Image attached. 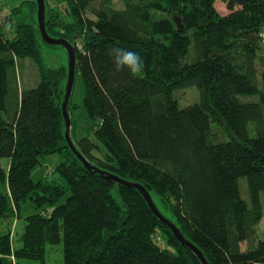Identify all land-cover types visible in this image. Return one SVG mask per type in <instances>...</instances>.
Wrapping results in <instances>:
<instances>
[{
    "label": "trees",
    "instance_id": "1",
    "mask_svg": "<svg viewBox=\"0 0 264 264\" xmlns=\"http://www.w3.org/2000/svg\"><path fill=\"white\" fill-rule=\"evenodd\" d=\"M62 1L92 126L93 139H79L78 152L142 185L208 264H264L254 228L264 209V0H220L226 15L217 0H124L123 10L94 7L103 0ZM20 9L0 13V159L9 161L0 167V264L12 257L46 264V247L60 244L62 264H201L135 189L85 169L71 152L61 112L66 71L43 66L37 25L16 21L7 38L5 25ZM45 26L50 35L46 18ZM114 48L137 52L143 72L116 71ZM26 58L41 80L18 92L6 63ZM190 87L199 99L180 107L174 95ZM52 155L63 159L52 171L57 180L34 182L32 170ZM26 203L38 213L22 219L13 249L9 226Z\"/></svg>",
    "mask_w": 264,
    "mask_h": 264
},
{
    "label": "rangeland",
    "instance_id": "2",
    "mask_svg": "<svg viewBox=\"0 0 264 264\" xmlns=\"http://www.w3.org/2000/svg\"><path fill=\"white\" fill-rule=\"evenodd\" d=\"M35 0H0V12H3L7 16L10 10L14 7H21L18 14L12 15L11 23H6L5 30L7 38L11 39L14 36L13 24L16 21H21L23 23H29L37 25V9L33 7V12L30 11V8L23 5L26 3H33ZM23 3V4H22ZM103 7H111L115 10H123L125 8L124 0H103L100 3L93 4L94 7L97 5ZM215 9L220 15H226L228 13L225 4L220 0H217L215 3ZM63 1L62 0H45V18L48 22L50 35L53 37H63L66 40H71V34L69 35L67 27L71 22V18L67 17L63 12ZM87 17L93 19V15L90 11L86 13ZM162 15H158L160 18ZM5 22L7 19L3 18ZM264 34V26L261 31ZM264 38V37H263ZM264 40V39H263ZM77 45H80L76 41ZM41 59L43 61V66L47 69H58L63 68L67 74V52L66 50L59 45L56 46H47L39 41L38 46ZM259 70L264 68V53L259 57ZM6 69L9 73L10 80H15V83H12V88H17V91L24 90L26 88L33 87L38 84L41 80V70L40 67L31 59L26 58L24 60L15 59L13 63H6ZM175 98L179 102L180 107H186L192 103H195L199 99L198 91L194 87H190L184 90H180L175 93ZM69 105L70 109V131L69 136L72 143L75 145L76 142L84 137H92V126L89 119L86 116L85 110L83 108V85L81 81V76L79 74L75 75L72 92L70 96ZM253 128V125H250V129ZM214 133L217 135L218 139H224V135L221 131L214 127ZM103 150L99 149L94 152L96 156L102 157ZM63 161V159L58 155L48 156L45 159L41 160V164L36 166L31 172V179L36 182L41 178L46 179H56L57 176L52 174L53 169ZM8 159H0V167L4 170L8 167ZM240 194L244 200L247 198V183L245 179L239 180ZM156 201L159 205H163L161 198H157ZM165 208V206H164ZM168 213V207L166 208ZM38 213L31 203L22 204L20 207V219L19 224L14 221L11 224V239L15 241V235H21L22 232V219ZM8 227V226H7ZM10 228V226H9ZM255 231L257 233V239L264 240V209L261 220L257 225H255ZM246 244H242V249L246 248ZM63 254H62V244L51 247H46L45 263L46 264H62ZM31 264H40L39 262H30Z\"/></svg>",
    "mask_w": 264,
    "mask_h": 264
},
{
    "label": "water",
    "instance_id": "3",
    "mask_svg": "<svg viewBox=\"0 0 264 264\" xmlns=\"http://www.w3.org/2000/svg\"><path fill=\"white\" fill-rule=\"evenodd\" d=\"M36 3V9H37V28L40 35L41 40L47 45V46H62L66 52H67V79L66 84L64 88V96L63 101L61 104V112L63 117V124H64V138L66 140L67 146L71 150V152L74 154L76 159L83 165V167L87 170H91L94 172L99 173L101 176L106 178L109 181H112L113 183H116L118 185H122L128 188L135 189L145 200L146 204L148 205L149 209L151 210L152 214L163 224L166 226L174 238L177 240L179 244H181L183 247L190 250L197 259L201 262V264H208L200 250L194 246L189 240H187L183 234L180 232V230L167 218H165L156 208L151 196L147 192V190L138 183H133L126 181L124 179H121L115 175L108 174L107 172H103L90 164L83 156L78 152L75 145L70 140L69 131H70V110H69V101L70 96L72 92V87L75 79V50L72 44H70L67 40L63 38H54L51 37L47 31L45 26V3L44 0H35ZM174 23L176 24L177 28L179 30L182 29L180 22L177 18H174Z\"/></svg>",
    "mask_w": 264,
    "mask_h": 264
},
{
    "label": "clouds",
    "instance_id": "4",
    "mask_svg": "<svg viewBox=\"0 0 264 264\" xmlns=\"http://www.w3.org/2000/svg\"><path fill=\"white\" fill-rule=\"evenodd\" d=\"M109 55L112 57L116 71L127 68L134 76L143 72L144 62L137 52L114 48L109 50Z\"/></svg>",
    "mask_w": 264,
    "mask_h": 264
},
{
    "label": "crops",
    "instance_id": "5",
    "mask_svg": "<svg viewBox=\"0 0 264 264\" xmlns=\"http://www.w3.org/2000/svg\"><path fill=\"white\" fill-rule=\"evenodd\" d=\"M1 13V12H0ZM19 214H20V211H19ZM16 223L19 224V219L15 220ZM11 228V226H10ZM22 229H23V226H22ZM22 234V232H21ZM20 236L21 235H15V241L13 242L14 239H11V242H12V248L13 249H16V248H19L21 246L20 244ZM12 238V237H11ZM12 261H13V264H31L29 261H24V260H15L13 257H12Z\"/></svg>",
    "mask_w": 264,
    "mask_h": 264
},
{
    "label": "built area",
    "instance_id": "6",
    "mask_svg": "<svg viewBox=\"0 0 264 264\" xmlns=\"http://www.w3.org/2000/svg\"><path fill=\"white\" fill-rule=\"evenodd\" d=\"M157 241H158V243H159L161 246H163V243L160 241L159 238H157Z\"/></svg>",
    "mask_w": 264,
    "mask_h": 264
}]
</instances>
